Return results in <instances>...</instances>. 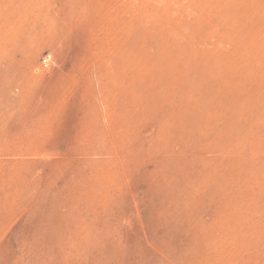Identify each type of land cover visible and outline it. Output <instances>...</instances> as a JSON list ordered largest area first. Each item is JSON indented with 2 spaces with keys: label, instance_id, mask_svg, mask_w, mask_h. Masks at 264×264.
I'll return each mask as SVG.
<instances>
[{
  "label": "rangeland",
  "instance_id": "1",
  "mask_svg": "<svg viewBox=\"0 0 264 264\" xmlns=\"http://www.w3.org/2000/svg\"><path fill=\"white\" fill-rule=\"evenodd\" d=\"M0 264H264V0H0Z\"/></svg>",
  "mask_w": 264,
  "mask_h": 264
}]
</instances>
